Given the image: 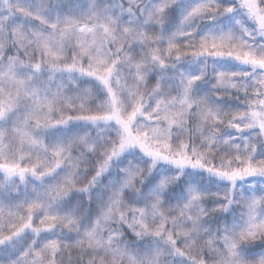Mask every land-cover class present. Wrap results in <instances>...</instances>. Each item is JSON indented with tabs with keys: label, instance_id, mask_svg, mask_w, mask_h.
<instances>
[{
	"label": "snow or ice",
	"instance_id": "6c2138e0",
	"mask_svg": "<svg viewBox=\"0 0 264 264\" xmlns=\"http://www.w3.org/2000/svg\"><path fill=\"white\" fill-rule=\"evenodd\" d=\"M0 264H264V0H0Z\"/></svg>",
	"mask_w": 264,
	"mask_h": 264
}]
</instances>
